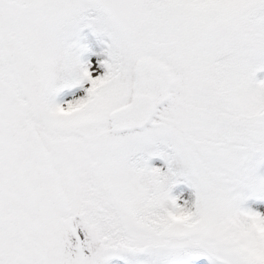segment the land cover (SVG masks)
Masks as SVG:
<instances>
[{
	"label": "snow or ice",
	"instance_id": "1",
	"mask_svg": "<svg viewBox=\"0 0 264 264\" xmlns=\"http://www.w3.org/2000/svg\"><path fill=\"white\" fill-rule=\"evenodd\" d=\"M0 264H264V0H0Z\"/></svg>",
	"mask_w": 264,
	"mask_h": 264
}]
</instances>
